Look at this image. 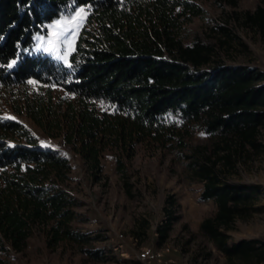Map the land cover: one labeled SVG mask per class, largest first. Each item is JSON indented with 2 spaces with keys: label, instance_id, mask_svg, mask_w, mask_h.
Listing matches in <instances>:
<instances>
[{
  "label": "trees",
  "instance_id": "trees-1",
  "mask_svg": "<svg viewBox=\"0 0 264 264\" xmlns=\"http://www.w3.org/2000/svg\"><path fill=\"white\" fill-rule=\"evenodd\" d=\"M78 8L86 17L67 64L32 52L46 23ZM203 11L197 0H0V264L34 235L49 249L102 257L74 223L79 200L63 148L80 155L97 180L105 153L123 172L138 144L183 148L199 132L223 150L256 145L264 71L211 66V42L185 41L186 21ZM247 21L264 33V4ZM25 121L60 146H43ZM197 175L200 199L216 204L200 231L231 264L262 262L264 238L228 242L250 187L222 182L214 162Z\"/></svg>",
  "mask_w": 264,
  "mask_h": 264
},
{
  "label": "rangeland",
  "instance_id": "rangeland-1",
  "mask_svg": "<svg viewBox=\"0 0 264 264\" xmlns=\"http://www.w3.org/2000/svg\"><path fill=\"white\" fill-rule=\"evenodd\" d=\"M197 2L204 11L186 21L184 40L202 37L211 42V66L250 65L264 71V33L247 21V15L264 0ZM79 10L46 23L34 36L32 52L67 64L86 17L84 12L77 16ZM57 21L62 23L52 27ZM57 33L64 35L57 39ZM25 123L43 146H60ZM62 153L72 165L70 184L79 200L74 223L90 233V247L102 257L95 259L64 247L49 249L40 235H34L23 251L9 254V264H231L200 231L202 220L214 215L216 204L213 199H200L203 182L197 171L213 162L222 182L244 184L251 191L244 217H238L228 230V242L264 238V124L255 146L233 143L231 149L223 150L199 132L183 148L138 144L134 155L125 159L123 172L105 153L97 180L80 155L65 148ZM226 154L230 162L223 158ZM144 247L158 256L143 260ZM256 264H264V259Z\"/></svg>",
  "mask_w": 264,
  "mask_h": 264
},
{
  "label": "bare ground",
  "instance_id": "bare-ground-1",
  "mask_svg": "<svg viewBox=\"0 0 264 264\" xmlns=\"http://www.w3.org/2000/svg\"><path fill=\"white\" fill-rule=\"evenodd\" d=\"M158 255L153 251L150 247H144L140 253V257L144 260L145 257H153L156 258ZM152 262V261H151Z\"/></svg>",
  "mask_w": 264,
  "mask_h": 264
},
{
  "label": "snow or ice",
  "instance_id": "snow-or-ice-1",
  "mask_svg": "<svg viewBox=\"0 0 264 264\" xmlns=\"http://www.w3.org/2000/svg\"><path fill=\"white\" fill-rule=\"evenodd\" d=\"M83 12H85V9L81 8V9L79 10V12H77V16H80V14L83 13ZM61 23H62L61 21H57L55 25H52V27H56L57 25H59V24H61ZM61 35H64V33H57V34H56L57 39H59V37H60ZM50 43H51V41H50ZM45 51H51V49L46 48Z\"/></svg>",
  "mask_w": 264,
  "mask_h": 264
},
{
  "label": "built area",
  "instance_id": "built-area-1",
  "mask_svg": "<svg viewBox=\"0 0 264 264\" xmlns=\"http://www.w3.org/2000/svg\"><path fill=\"white\" fill-rule=\"evenodd\" d=\"M155 258L153 257H145V260H154Z\"/></svg>",
  "mask_w": 264,
  "mask_h": 264
}]
</instances>
